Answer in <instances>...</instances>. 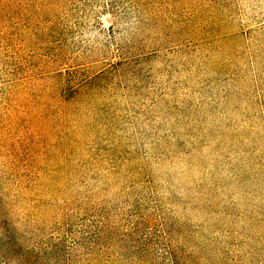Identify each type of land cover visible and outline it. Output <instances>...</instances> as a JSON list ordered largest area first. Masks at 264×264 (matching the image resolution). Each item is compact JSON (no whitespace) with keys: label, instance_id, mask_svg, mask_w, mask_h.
Returning <instances> with one entry per match:
<instances>
[{"label":"rangeland","instance_id":"obj_1","mask_svg":"<svg viewBox=\"0 0 264 264\" xmlns=\"http://www.w3.org/2000/svg\"><path fill=\"white\" fill-rule=\"evenodd\" d=\"M0 264H264V0H0Z\"/></svg>","mask_w":264,"mask_h":264},{"label":"trees","instance_id":"obj_2","mask_svg":"<svg viewBox=\"0 0 264 264\" xmlns=\"http://www.w3.org/2000/svg\"><path fill=\"white\" fill-rule=\"evenodd\" d=\"M8 1L11 2V0H8ZM30 1H31V0H30ZM30 1L27 0V2H30Z\"/></svg>","mask_w":264,"mask_h":264}]
</instances>
